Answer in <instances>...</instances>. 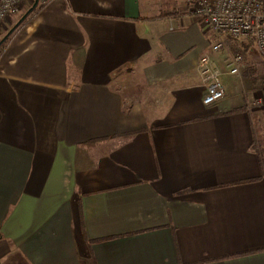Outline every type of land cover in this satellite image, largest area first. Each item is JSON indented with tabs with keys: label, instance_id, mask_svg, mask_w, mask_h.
Masks as SVG:
<instances>
[{
	"label": "crops",
	"instance_id": "obj_1",
	"mask_svg": "<svg viewBox=\"0 0 264 264\" xmlns=\"http://www.w3.org/2000/svg\"><path fill=\"white\" fill-rule=\"evenodd\" d=\"M194 1L41 0L7 42L0 264H264L256 50L230 75Z\"/></svg>",
	"mask_w": 264,
	"mask_h": 264
},
{
	"label": "built area",
	"instance_id": "obj_2",
	"mask_svg": "<svg viewBox=\"0 0 264 264\" xmlns=\"http://www.w3.org/2000/svg\"><path fill=\"white\" fill-rule=\"evenodd\" d=\"M23 1L0 0V21L16 14ZM189 13L213 35L211 51L228 55L230 75H241L244 60L239 52H234L235 42L253 43L264 58V0H195ZM198 70L206 89L203 104H217L226 96L221 72L213 67L207 56L201 58ZM250 105L251 108H264V99Z\"/></svg>",
	"mask_w": 264,
	"mask_h": 264
},
{
	"label": "rangeland",
	"instance_id": "obj_3",
	"mask_svg": "<svg viewBox=\"0 0 264 264\" xmlns=\"http://www.w3.org/2000/svg\"><path fill=\"white\" fill-rule=\"evenodd\" d=\"M35 0H25L22 2V4L19 6V11L16 14L10 15L8 17H6L5 19H3L2 21H0V41L12 30L13 27H15V25L20 21V19L28 12V10L33 6ZM193 4V3H192ZM191 4V5H192ZM39 11V7L22 23V25L11 35V37L7 40L10 41L12 39V37L16 34H20L21 31H24L26 29H28L32 23H33V19H34V15ZM3 44L0 48V54L2 53L3 49L5 48L6 44ZM249 44L248 47H252L251 43H247ZM256 53H252V55H250L251 57H253L252 59V63L255 64L256 67V71L254 72V74H251V78H253L255 81V85L260 82V85H263V89H264V58L260 55V53L257 51L256 47L254 46ZM258 88H261L258 84V86H256ZM261 88V89H262ZM258 99H264L263 96H258L257 98H255L252 102H254L255 100ZM250 102V103H252ZM256 105H258V103H256ZM261 113L263 116V121H264V108H261ZM263 130H264V122H263Z\"/></svg>",
	"mask_w": 264,
	"mask_h": 264
},
{
	"label": "water",
	"instance_id": "obj_4",
	"mask_svg": "<svg viewBox=\"0 0 264 264\" xmlns=\"http://www.w3.org/2000/svg\"><path fill=\"white\" fill-rule=\"evenodd\" d=\"M41 0H35L33 6L28 12L20 19V21L12 28V30L0 41L1 46L11 37V35L22 25V23L38 8Z\"/></svg>",
	"mask_w": 264,
	"mask_h": 264
},
{
	"label": "trees",
	"instance_id": "obj_5",
	"mask_svg": "<svg viewBox=\"0 0 264 264\" xmlns=\"http://www.w3.org/2000/svg\"><path fill=\"white\" fill-rule=\"evenodd\" d=\"M6 42H7V41H6ZM6 42H5V43H6ZM5 43H4V44H5ZM262 152H263V156H264V147H262Z\"/></svg>",
	"mask_w": 264,
	"mask_h": 264
}]
</instances>
